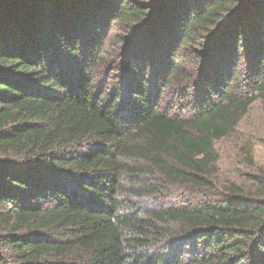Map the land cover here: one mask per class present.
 <instances>
[{"label":"trees","instance_id":"obj_1","mask_svg":"<svg viewBox=\"0 0 264 264\" xmlns=\"http://www.w3.org/2000/svg\"><path fill=\"white\" fill-rule=\"evenodd\" d=\"M262 97L264 0H0V264H264V174L206 194ZM124 176L205 195L132 216Z\"/></svg>","mask_w":264,"mask_h":264},{"label":"rangeland","instance_id":"obj_2","mask_svg":"<svg viewBox=\"0 0 264 264\" xmlns=\"http://www.w3.org/2000/svg\"><path fill=\"white\" fill-rule=\"evenodd\" d=\"M114 29L115 27H112L110 32L113 33ZM186 63L183 72L179 75L182 78L186 75L191 76L195 72L194 67L190 66V62ZM173 85L171 89L166 90L163 107L166 110L170 108V105L176 104L172 106L173 112L183 116L188 115L192 112L193 103L190 101L192 96L183 100L185 92L193 94L195 91L189 88L181 92L183 95L179 96L175 84ZM240 120L234 131L215 143L214 149L218 157L215 166L216 177L212 194L206 192L211 197L223 194L224 189L231 185L237 186L245 193L249 192L253 190L255 177L264 174V97L257 98ZM122 187L127 193L122 195L123 199L129 203L131 211L128 212L132 216L138 214L144 216L146 209L175 206L193 199L201 201L204 197V193L193 196V191L188 188L185 189L178 185H163V182L160 180L159 183L154 182L151 177L132 176L130 178L124 176ZM156 189H164L166 193L155 192L149 196V193ZM133 208L136 209L133 210Z\"/></svg>","mask_w":264,"mask_h":264}]
</instances>
